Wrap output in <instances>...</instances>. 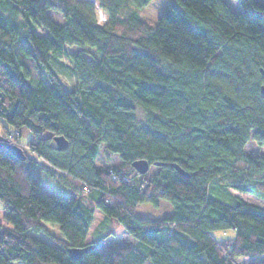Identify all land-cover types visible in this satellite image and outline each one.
I'll list each match as a JSON object with an SVG mask.
<instances>
[{"label":"trees","instance_id":"16d2710c","mask_svg":"<svg viewBox=\"0 0 264 264\" xmlns=\"http://www.w3.org/2000/svg\"><path fill=\"white\" fill-rule=\"evenodd\" d=\"M150 1L0 0V264H264V205L229 191L264 201V154L245 150L251 139L264 146V0H237L238 12L227 0H174L157 24L139 15ZM62 55L72 89L54 66ZM102 146L122 164L98 166ZM36 167L75 195L44 192ZM160 200L171 215L137 216ZM96 211L135 243L102 248L113 233L94 238ZM219 229L235 235L216 238Z\"/></svg>","mask_w":264,"mask_h":264},{"label":"rangeland","instance_id":"374dc122","mask_svg":"<svg viewBox=\"0 0 264 264\" xmlns=\"http://www.w3.org/2000/svg\"><path fill=\"white\" fill-rule=\"evenodd\" d=\"M174 2V0H151L149 4L144 6L139 10V15L147 22L151 24H157L159 17L163 14L165 9L168 7V5ZM228 5L230 8L236 12L242 10L241 5L237 0H228ZM99 18L101 20L105 19V15L99 11ZM40 32L47 33V30L41 28ZM79 47L76 46H69L68 50L73 51L77 50ZM54 66L56 70L58 71L60 77L62 78L63 82L68 86L67 88L72 89V87L76 86L78 83V80L75 79V77L72 75L70 71V60L66 55L60 56L54 63ZM137 118L139 122H144L145 115L141 109H138L137 112ZM16 131V130H15ZM20 133L19 141L22 144H25L31 137L32 133L28 126L24 125L21 126L18 130ZM25 147V146H24ZM25 150L28 153V156L31 158L34 157V155L31 154V152L28 151L27 148ZM247 153H251L254 155H263L264 154V146L259 145L254 139H251L249 143L247 144L245 148ZM43 162V160H40V163ZM45 163V161H44ZM96 164L101 167H105L107 165L110 166H120L122 164L121 159L117 154L111 155L110 158L107 157L105 154L103 146L100 148L98 157L96 159ZM33 171L41 177L42 179V190L47 193H52L55 195H59L62 197H72L75 195L74 191L66 186L58 177H55L49 173H47L45 170H42L40 167H36L33 169ZM157 171L156 167H151V173H154ZM217 190L221 189L218 186H216ZM218 191H211L214 196L217 198H220L225 201H232V199L229 198V195L226 196L228 193L224 192V190ZM231 192V195L237 194L242 196L245 200L249 202H253L256 204L264 205V201L251 193L238 191L235 189H229ZM233 198V197H232ZM3 203L0 200V221L4 222L3 219V209H2ZM173 213V206L170 202L166 200H160V203L158 206H155L151 203H142L137 206L136 214L139 217H150L154 219H161L165 216L171 215ZM100 212H95V218H94V224H93V231L96 232L98 227V233L94 236L95 239L101 237L102 235L106 234L107 232L111 231L110 236H108L105 241L101 244L103 248H107L111 245H118L123 246L128 243H135V240L131 237V235L118 223V221L115 218H107ZM101 225V226H100ZM49 230L52 232V234L60 235L59 227L57 224H48ZM35 236L54 243V239L51 235L45 234V233H37L32 232ZM213 234L216 238H226L228 236L235 235V232L230 229L227 231H224L222 229L214 230ZM240 260L241 264H247L249 260ZM12 264H18V263H12Z\"/></svg>","mask_w":264,"mask_h":264},{"label":"water","instance_id":"95a60500","mask_svg":"<svg viewBox=\"0 0 264 264\" xmlns=\"http://www.w3.org/2000/svg\"><path fill=\"white\" fill-rule=\"evenodd\" d=\"M261 92L264 94V84L261 86ZM54 140L56 141L58 149L63 150L68 147V141L64 136H55ZM2 144L3 142H0V145ZM5 145L8 147V149H10V151H12V153L16 157L23 160L26 159V154L21 146L9 143H5ZM132 165L140 174H144L150 169V163L146 159H137L132 162ZM172 166L176 167L181 173L188 175V173H186L180 166L175 164H172ZM92 247V245H87L85 247H72L69 249V252L74 258H80L85 251L89 250Z\"/></svg>","mask_w":264,"mask_h":264},{"label":"crops","instance_id":"0c3cea01","mask_svg":"<svg viewBox=\"0 0 264 264\" xmlns=\"http://www.w3.org/2000/svg\"><path fill=\"white\" fill-rule=\"evenodd\" d=\"M228 1V0H227ZM231 237V236H230ZM133 244V243H132ZM102 247V246H101ZM103 248V247H102ZM108 248V247H107ZM107 248H104V249H107Z\"/></svg>","mask_w":264,"mask_h":264},{"label":"built area","instance_id":"2783aa9c","mask_svg":"<svg viewBox=\"0 0 264 264\" xmlns=\"http://www.w3.org/2000/svg\"><path fill=\"white\" fill-rule=\"evenodd\" d=\"M127 180V178H125Z\"/></svg>","mask_w":264,"mask_h":264}]
</instances>
